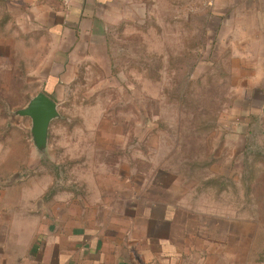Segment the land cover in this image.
<instances>
[{
	"label": "rangeland",
	"instance_id": "obj_1",
	"mask_svg": "<svg viewBox=\"0 0 264 264\" xmlns=\"http://www.w3.org/2000/svg\"><path fill=\"white\" fill-rule=\"evenodd\" d=\"M126 2L105 46L61 80H46L44 48L41 65L0 88V136L28 140L27 179L79 217L142 216L150 202H178L184 216L214 202L264 218V110L246 112L254 75L227 47L223 11L212 0ZM38 91L60 115L42 157L29 118L14 114Z\"/></svg>",
	"mask_w": 264,
	"mask_h": 264
},
{
	"label": "crops",
	"instance_id": "obj_2",
	"mask_svg": "<svg viewBox=\"0 0 264 264\" xmlns=\"http://www.w3.org/2000/svg\"><path fill=\"white\" fill-rule=\"evenodd\" d=\"M126 1L0 0V88L8 89L22 72L25 77L28 62L41 65L44 48L46 80H61L70 66L93 58L105 46L107 26L128 8ZM212 1L223 11L219 25L232 57L252 67L246 112L255 104L261 112L264 0ZM27 142L0 136V264H264V218L235 214L233 205L223 211L212 202L176 216L178 202H150L142 216H77L67 203L46 196L48 187L37 177L27 179Z\"/></svg>",
	"mask_w": 264,
	"mask_h": 264
},
{
	"label": "water",
	"instance_id": "obj_3",
	"mask_svg": "<svg viewBox=\"0 0 264 264\" xmlns=\"http://www.w3.org/2000/svg\"><path fill=\"white\" fill-rule=\"evenodd\" d=\"M15 115L30 120V140L37 154L45 155L50 123L59 118L57 104L43 92H38L29 99L27 104L15 111Z\"/></svg>",
	"mask_w": 264,
	"mask_h": 264
},
{
	"label": "built area",
	"instance_id": "obj_4",
	"mask_svg": "<svg viewBox=\"0 0 264 264\" xmlns=\"http://www.w3.org/2000/svg\"><path fill=\"white\" fill-rule=\"evenodd\" d=\"M63 3H68L70 0H61Z\"/></svg>",
	"mask_w": 264,
	"mask_h": 264
},
{
	"label": "trees",
	"instance_id": "obj_5",
	"mask_svg": "<svg viewBox=\"0 0 264 264\" xmlns=\"http://www.w3.org/2000/svg\"><path fill=\"white\" fill-rule=\"evenodd\" d=\"M256 116H257L256 114L252 115V117H256Z\"/></svg>",
	"mask_w": 264,
	"mask_h": 264
}]
</instances>
